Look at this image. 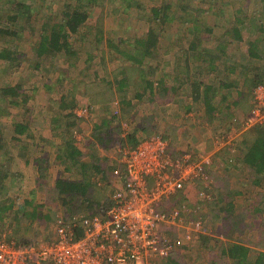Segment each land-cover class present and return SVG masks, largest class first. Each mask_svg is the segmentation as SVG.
Listing matches in <instances>:
<instances>
[{"label":"rangeland","instance_id":"1","mask_svg":"<svg viewBox=\"0 0 264 264\" xmlns=\"http://www.w3.org/2000/svg\"><path fill=\"white\" fill-rule=\"evenodd\" d=\"M139 1L144 12L127 10V0H99L82 30L83 33L79 38L71 39L77 57L69 60L65 54L41 58L35 52L43 21L51 18V23L62 22V12L68 0H15L10 3L0 0V29L14 30L24 26L20 38L11 37L9 42H5L6 38L0 37V52L7 49L16 56L12 62L0 60V88L21 86V93L30 98L26 106L11 108V117L1 121L6 133L5 146L0 151V164L4 163V167L2 165L0 168L4 175L10 174L11 179L6 180L4 191L11 188V193L7 198L5 192H1L0 203L3 199L9 202L11 200L14 210L2 213L0 236L7 234L19 244L26 239L33 242L31 245L48 243L55 236L57 222L61 219L69 221L71 212L64 205L63 197H59L55 190L58 179L83 178L80 170L69 172L67 164L57 159L58 148L63 142V127L60 122L66 121L68 117L69 121L76 119L72 116L70 118L69 114L82 115H77L79 122H76V125L79 124L73 135L76 147L86 154L83 163L101 167L99 172H94L93 168L89 174L92 188L88 199L93 204L92 207L87 203L79 207L73 206V213L86 215L94 213L98 207L106 210L110 206L114 191L113 185L110 184L111 173L118 166L120 151L131 148L124 139L132 134L139 135L140 139L144 138L145 133L138 127L146 119L154 131L166 133L169 128L170 132H173L172 135L176 134L174 142L170 141L174 150L189 152L191 158L213 155L214 165L209 172L213 180V190L210 192L212 198L209 201L203 199V192L207 190L198 182L194 187H185L172 201V204L179 205L184 199L191 201L190 206L200 207L207 233L202 234L201 240L197 238L198 241L196 239L187 246L188 248L182 249L175 256L176 260L180 264H233L226 257H219L221 249L230 243H247L255 249L264 250V214L259 212V209L264 207V178L257 182L254 173L243 163L245 149L241 142L244 139L242 132L245 131V117L239 115L235 121H232L235 117L223 118L222 121L214 117V122L211 123L202 101L195 102L196 107L192 113L194 116L189 117L185 109V88L181 90L182 94L173 96L175 100L177 98L178 103L165 101L161 107L158 104L160 100L165 99H159V84L153 85L152 88V93L158 96L156 105L151 103L152 93L149 91L142 101H138L134 95L136 89L142 88L145 72L150 74L148 67L156 71L155 76L146 77L151 78V81L163 78L165 74L171 76L174 68L167 67L166 64L171 52L177 48V40L181 39L183 44L179 47L184 50L189 41L198 34L208 39L207 42L205 40L204 47L213 54H217L215 50L220 44L226 49L228 55L223 56L221 61L217 60V63L237 66L238 72L231 74L230 81H237L245 86L251 84L254 74L264 71V61L251 59L246 52L249 42H260V52L264 54V0ZM167 2L175 4L170 13L174 20L180 23L166 25L156 56L142 64H133V68L126 71L129 78L128 99L135 105L133 116L128 117L123 113L117 99L108 104L103 102V93L99 96L100 106L97 96L95 104L92 103V98L82 91L88 88L89 84L103 79L111 80L112 75L119 73L123 65L117 56L108 51L106 40H128L134 36L144 38L143 35L145 36L154 24V21H150L149 9ZM20 5H26L30 9L22 8V11H27L26 17H19L14 28L8 21L7 12L13 9L19 12ZM240 12L243 14L241 17ZM99 19L103 24L100 31L97 29ZM238 24L243 36L240 44L235 42L232 30ZM31 30L34 35L30 33ZM208 30L212 32L209 33ZM173 42L176 44H172ZM170 45L173 46L172 51L169 50ZM70 62L74 65H70ZM193 64L198 68V62L194 61ZM58 81V84L67 87V91L62 94L57 90ZM185 81L186 78L183 77L181 85ZM165 82L174 87L179 86L178 80L173 78H167ZM47 86L53 87L48 89ZM237 92L232 89L231 96L238 97ZM65 95L77 102L78 109L75 108V113L63 111L58 107ZM85 108H89L90 113ZM104 117L116 119L106 128L107 136H112L113 143L105 148L94 141L95 144L90 150L95 127L101 124ZM13 119L30 124V136L33 137L26 135L21 144L13 141ZM5 148H8L9 154L12 155H6ZM32 160L36 165L31 163ZM211 174L216 179H213ZM34 209L38 214H42V217L31 218ZM16 213L18 220L15 218ZM44 216L48 219L43 218ZM258 216L262 220L255 223ZM167 233L175 235L176 231L168 229ZM258 250L255 252H259ZM166 263L167 260H153L140 264Z\"/></svg>","mask_w":264,"mask_h":264},{"label":"trees","instance_id":"2","mask_svg":"<svg viewBox=\"0 0 264 264\" xmlns=\"http://www.w3.org/2000/svg\"><path fill=\"white\" fill-rule=\"evenodd\" d=\"M98 1L99 0H68L67 5L62 12V22L57 21L56 23H51V18L44 20L40 29L41 33L38 36V40L36 41V55L43 58L56 56L58 54H65L66 58L68 57L67 59L69 60L70 58L77 57L76 49L74 50V47L71 44V39L74 40V37L79 38V36L83 33L82 30L90 19V16H92L95 4H98ZM127 1V10H133L132 12H135L136 10L138 12H144V8L139 0ZM6 2H15V0H6ZM174 6L175 4H170L167 2L161 4V6L156 5L149 9L148 13L151 17L150 21H154V24L151 25L147 34L145 36L143 35L144 38L134 36L129 37L128 40H106L108 51L114 56H117L118 59L123 62V65L119 69V73H114L112 75L111 80L103 79L99 82H95L92 85H87L88 88H85L82 93H86L88 95L87 97L92 98V103H94L95 97L97 96L99 100H97L99 102L98 106H100L99 96L101 93H103V98L105 100L103 102L108 104L117 99L121 104L123 113L128 117L133 116L132 111L134 110L135 105L134 102L128 99L127 89L129 87V78L126 71L128 70V68H133L131 67V65L142 64L144 61H148V59H152L158 54L159 44L161 38L164 36L166 25L170 23H180L179 21H175L172 14L170 13L171 9ZM19 8V12L16 9L8 10L7 12L8 21L14 28H16L15 22L19 17H26V10L22 11V8H26L27 10L30 9V7L26 5H20ZM241 15H243L242 12H240V17ZM241 19L243 20V18ZM97 21V29L100 31V29L103 28L102 20L99 19ZM239 24L235 26V28H232V30L234 31L235 42L240 44L243 36L242 29L238 27L240 26ZM23 27L24 26H19L14 30H10L8 28L10 31L8 29H0V37L3 36L4 38H6L4 39L5 42H9V38L11 37H13V39L18 37L20 38L21 34L23 33ZM208 32L210 33L212 32V30H208ZM30 33L34 35L33 30H31ZM195 34L196 31L194 32V35ZM205 40L206 42L208 41V39L202 37L201 35L199 36L198 34L191 41H189L188 45L187 43H185L187 47L184 48V50H182L183 48L179 47L180 44H183L181 39L177 40V44L173 42L172 44H176L177 48L172 51L173 46L170 45L169 50L172 51L170 54L172 58L170 57L168 63L166 64L167 67L172 66L174 68L171 76L165 74L163 78L151 81V78H147L149 76H155L156 71L155 69L148 67L150 74H148L147 71L145 72V80L142 83V88H138L135 90L134 97L138 101H142L145 95L148 94V91L149 93H152L153 85L159 84V99L162 98L165 100H160L161 102L158 104L157 94L152 93L150 101L154 105L158 104L161 107L163 106L165 101L167 103L177 102V98L175 100L173 96L178 95L179 93H181V89L185 88V90L187 91L186 97H188L189 93H191L193 101H202L207 114L210 116L211 123L214 122V117H216V119H219L220 121H222L223 118L229 117L233 119V117H235V119L232 120L235 121L237 120V116L235 115V113H239L241 115L243 114L246 121V118L256 107L254 90L257 86L264 85V71L262 70L256 72V74H254V76L252 77V83L247 86H245L244 84L240 85V83L237 81H230L232 77L231 74L234 75L236 72H238L237 66L235 64L232 66L226 64H218L217 60L221 61L223 56L228 55L226 49H223L222 44H220L215 50L217 54H213L211 50L204 47ZM246 52L251 59L264 61V54L260 52V42H249ZM15 57L16 56H13L12 52L7 49H4L2 52H0V60L12 62L15 61ZM104 58L105 57L103 55L102 59ZM194 61L198 62V68L193 64ZM69 64L74 65V63L72 62H70ZM193 71L196 72L192 73ZM183 77L186 78V81L181 85ZM167 78L178 80L179 86L174 87L172 84H166L165 80ZM237 79H239V76H237ZM52 87L53 86H47L48 89H52ZM21 89V86H6L0 88V151L4 149L6 133V130L2 126L1 121L3 120V118L11 117V108H22V106H26L30 101V98L28 96L21 93ZM232 89L238 91V97L231 96ZM57 90L58 93L62 94L65 91L64 85L57 84ZM58 107L63 111L75 113V108L78 109V104L74 101L73 98L68 99V96L65 95L61 102L58 104ZM85 109L90 113L89 108ZM25 113L26 111L24 112V114ZM69 115L70 118L72 116L76 119L74 121H69L68 117L66 121L60 122L61 127H63V133L61 134L63 142L58 148L59 153L57 155V159L67 164V171L69 172L73 170H76L78 172V170H80L83 178H81L80 180L58 179L55 184V190L57 191V195H59V197H63L62 201L68 208V211L71 212V214H69L71 218L72 216L76 215V212L73 213V206L79 207L81 204L87 203L92 207L93 204H91L88 199L89 191L92 188L91 182L89 181V174L92 172L93 168L94 172H99L101 170V167L98 165L95 166L94 164H91L90 166L83 163V158L86 154L76 147V145L74 144L73 135L74 133H76L75 129L79 124L78 123L76 125V122H79L77 121V117L79 115ZM26 118L27 114L25 115V119ZM112 121H116V119L112 120V118L108 119L104 117L101 121V124L95 127L90 150L95 144L94 141L98 142L105 148L109 147L113 143V138L112 136H107L106 129L108 126H110ZM245 121L243 124V126L245 127V131L242 132L244 139L241 142V146H243L245 149L243 163L254 173L256 180H258L257 182H260L264 178V124H256L255 126L246 128ZM138 128L145 133L146 138L144 137L140 139L139 135L135 134L126 136L124 140L128 142L129 145H131V148L137 147L142 141L148 138L160 137L164 141L168 142L170 150L172 151L173 158L180 159L184 155L185 152H178L177 150H174L172 146H170L172 145L170 141L175 140L176 134L172 135L173 132H170L169 128L167 129L166 133L154 131L150 122L146 119L143 120L141 126H139ZM30 130H32L30 124H25L23 121L19 122L14 120L12 140L17 144H21L23 137H25L26 135H28L29 138H32L33 136H30ZM5 150L6 155H12L9 154L10 150L8 148H5ZM186 154H189V152H187ZM197 157L198 156H192V161L200 159V157ZM94 162H96V160ZM1 166L4 167V163L0 164V167ZM1 168L0 194L6 189V180L11 179L9 173L4 175L1 172ZM211 176L213 177V179H216V177L212 174ZM4 192L5 196L7 195L8 198V195H10L11 193V188H8ZM13 208L14 206L11 200L9 202V200L3 199L0 203V218L2 213L8 211L12 212L14 210ZM102 209V207H98V209L94 213L103 214L105 212V209ZM21 211H24V209H21ZM33 211L34 212L32 213V215H30L31 218L39 216L42 217V214H38V211L36 209H34ZM259 212L261 214H264V207H262V210L259 209ZM17 214L18 213L15 214L16 220H18ZM43 218L48 219L47 216H44ZM261 220L262 219H260V216H258L257 220H255L254 222L259 223ZM81 234L82 232L81 230H79V237L81 236ZM202 237V235L199 237L200 240ZM31 244H33L31 240L26 239L20 241V245L23 246H30ZM226 246L227 247L224 246L221 249L219 257H226L227 260L232 261L233 264H247L250 250L246 246L239 243H230ZM179 253L171 255L170 258L167 259L166 264H180L175 258V256ZM251 264H264V253H260L256 260Z\"/></svg>","mask_w":264,"mask_h":264},{"label":"built area","instance_id":"3","mask_svg":"<svg viewBox=\"0 0 264 264\" xmlns=\"http://www.w3.org/2000/svg\"><path fill=\"white\" fill-rule=\"evenodd\" d=\"M254 94L256 107L246 118V128L264 124V85L257 86ZM186 153L173 158L168 142L160 137L120 151L110 177L114 187L110 206L103 214L61 219L48 243L23 246L3 234L0 264H140L179 253L206 229L200 207L184 199L179 205L172 201L198 182L207 190L203 199L209 201L213 190L209 175L213 156L192 161ZM168 229L176 234H168Z\"/></svg>","mask_w":264,"mask_h":264},{"label":"crops","instance_id":"4","mask_svg":"<svg viewBox=\"0 0 264 264\" xmlns=\"http://www.w3.org/2000/svg\"><path fill=\"white\" fill-rule=\"evenodd\" d=\"M171 56V55H170ZM171 58H172V56H171ZM167 61V60H166ZM161 68V67H160ZM164 68H165V64H164ZM59 83V81L57 82V84ZM54 86V85H53ZM181 90H183V89H181ZM65 91H67V87H65ZM83 92V91H82ZM186 94H187V91H186ZM83 95V94H82ZM204 106V105H203ZM195 107H196V103H195V101H193V99H192V95H191V93H189V95H188V97H186V113H187V115L189 116V117H192V116H194L192 113H193V111L195 110ZM189 109H190V111H189ZM235 115L236 116H239V115H241V114H239V113H235ZM243 115V114H242ZM241 115V116H242ZM244 117V116H243ZM208 139H209V137H207ZM210 139H211V136H210ZM22 150H23V148H22ZM34 160H32V162L31 163H34L35 164V161L33 162ZM28 162V161H27ZM37 163V162H36ZM36 165V164H35ZM231 166V165H230ZM227 167H228V165H227ZM190 204H191V201L189 202ZM207 234V233H206ZM239 244H242V245H244V246H246L249 250H250V252H249V256H248V260H247V264H251L252 262H254L255 260H256V258L258 257V255L260 254V253H264V250H258V249H255V247H253L252 245H249V244H247V243H239ZM259 251V252H255V251ZM230 261V260H229ZM232 262V261H231ZM213 264V263H212Z\"/></svg>","mask_w":264,"mask_h":264},{"label":"clouds","instance_id":"5","mask_svg":"<svg viewBox=\"0 0 264 264\" xmlns=\"http://www.w3.org/2000/svg\"><path fill=\"white\" fill-rule=\"evenodd\" d=\"M233 134V133H232ZM218 140H220V138H218ZM219 145V144H218ZM208 155H211V154H208ZM204 156H206V155H204ZM213 156V155H212ZM213 165H214V161H213Z\"/></svg>","mask_w":264,"mask_h":264}]
</instances>
